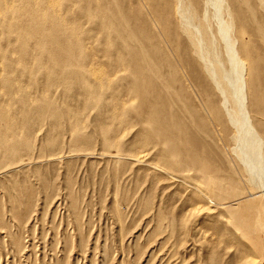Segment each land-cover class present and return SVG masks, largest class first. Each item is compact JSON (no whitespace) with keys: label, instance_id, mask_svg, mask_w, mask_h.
Listing matches in <instances>:
<instances>
[{"label":"rangeland","instance_id":"rangeland-1","mask_svg":"<svg viewBox=\"0 0 264 264\" xmlns=\"http://www.w3.org/2000/svg\"><path fill=\"white\" fill-rule=\"evenodd\" d=\"M83 1L58 0L67 8L59 19L48 0H0V264H264L263 194L247 183L233 143L214 141L226 117L211 119L194 81L165 80L186 65L177 75L162 64L170 105L155 131L140 76L157 62L115 28L90 29L100 17ZM139 1L129 4L147 12ZM252 5L263 28L245 40L264 73V8ZM168 36L159 49L171 58L183 42ZM95 62L107 78L90 74ZM246 99L264 142V112Z\"/></svg>","mask_w":264,"mask_h":264},{"label":"bare ground","instance_id":"bare-ground-1","mask_svg":"<svg viewBox=\"0 0 264 264\" xmlns=\"http://www.w3.org/2000/svg\"><path fill=\"white\" fill-rule=\"evenodd\" d=\"M48 1L50 3L51 10L54 11L53 14L58 15V17L60 16L64 18V13L67 8L65 6H63L62 8L59 7L58 0ZM144 1L145 4H143V6L146 9H149L147 10V12L142 10V13L138 9V6L136 9L132 8V5L129 4L130 0H118L116 6L109 7L107 9L105 8L106 0H86L83 1V3L86 2L89 6L93 5V8H96H94L96 14L100 17L97 21H95V26L91 27L90 29L93 28L94 31H100L101 29L111 30L115 28L118 31L116 33L125 34L123 36L124 41H135L141 46L142 50L148 49L150 51V54L153 56L152 59L157 62V65L151 64L149 62L150 73L147 71L148 69L146 70L148 66L144 65L142 69L145 71L143 72L142 70V76H140V78L142 77V80L146 79L147 77V80H143L142 82L144 83L142 89L144 95L143 102L145 103L146 101L145 105L147 104L146 108L149 110V115L151 112L154 116L155 131L159 132L162 130V122L166 118V112L163 113L162 107L164 106V110L166 111V109L168 108L166 107V105H170L166 103V98H168V92L166 91V83L163 82V77L166 78V70L164 71V69L166 68L169 74L173 72L177 73L178 68L175 67V65L178 64L180 67L186 65V67H188V71L185 72L184 69L183 71L178 70L183 73H177V75L179 74L177 77L174 76L175 78L165 80L170 85H172L173 88L175 86L183 87V83L186 84V81H194L196 83V86L201 91V97L203 102L207 104V109L211 112L208 113H210V115H214L211 119L214 120V117H216V115L226 117L225 122L222 121L224 119H219L220 121L215 124L216 130L214 132L216 133L213 134V137L216 140L214 141H218L220 143L229 142L230 146L231 143H233V153L237 154L248 175L247 183H250L251 186H254V191L258 190V193L263 194L262 197L264 198V152L262 149V145L264 142L262 140V137L259 135L257 129V127L259 128V126H262V119L257 117L253 123L251 121L252 119H250L249 114L247 112L246 104L247 97L248 101H250V105L252 106V108L258 109V114H262L264 112V100L262 98L259 99V96H264V82H262V79H264V73H262L263 71L260 68L261 65L258 63L255 64V60L252 58V44L250 42L253 43L254 41L252 39H250L252 40L250 41L249 36V42L248 40H245L246 35H249L254 30L258 32V28H263L262 24L253 23L256 17V13L250 11V8L253 6L252 2L254 4L258 3L261 8H264V0ZM139 2L142 3V0ZM22 7L29 8V5L27 6L23 3L21 8ZM211 7H214V12H212L213 9ZM35 8L39 9L41 7L38 4H35ZM42 8H44L43 5ZM93 14H95V12ZM93 20L95 19H92V22H94ZM213 21L216 22L217 26L216 24H213ZM214 25L216 26V28ZM235 31L237 32V34H234ZM79 35H81L80 32ZM168 35L173 37L172 41L175 40L176 44L181 41L183 42V47L181 48V51L176 56L173 53L174 58L173 56L171 58L165 57L164 55H162L161 49H159L161 46L160 44L163 42L161 39H164V37L166 38ZM159 36L164 37L160 38ZM260 38L261 42L264 43V34ZM112 42H110V45ZM118 46L119 44H117V47ZM120 46L123 45L120 44ZM130 50L134 51L132 47ZM223 54L226 55V59L222 58ZM247 57L250 58V62L248 64L246 63L245 59ZM162 64L166 66H163L164 69L160 67ZM186 67L184 66V68ZM169 70L172 71L170 72ZM154 73L157 74L156 81L160 83V86H157V83L155 84V81L151 77V75L155 76L153 75ZM90 74L93 77L97 78L98 81L99 78H107V70H104L103 66L100 65V63L96 62L90 66ZM181 90L182 89H180V91ZM138 91L142 92L139 89ZM185 91L183 90L182 92ZM186 94L187 93H185L184 96L185 101L190 103L192 100L188 96V94ZM120 103H122V105L119 107H121V109L125 112V110H127L126 104L124 102H121V100ZM189 107L191 109V106ZM202 109L204 110V108ZM193 110H191V112H193ZM115 112L117 111L115 110ZM146 113H148V111H146ZM116 114L117 113H115V115ZM119 114L121 115V113ZM179 114L176 113V115ZM123 115L124 113L122 112V116ZM176 115H174L173 120H176ZM193 116L194 115H192V117ZM196 116L197 115H195V118ZM199 116L201 115L198 114V117ZM200 119L201 118L199 117L198 120L200 121ZM226 119L228 121H226ZM186 120L189 121V119ZM186 122L184 123L186 124ZM190 122H188L189 125H191ZM184 123L183 125H185ZM195 124H198V122H196ZM196 126L200 127L199 124ZM181 127L180 132L182 133V128L185 127ZM190 127L191 126H189L188 129ZM195 128L197 129V127ZM188 129H183V132L190 131ZM193 133L195 134L196 131ZM189 140L188 138H186V140L184 139L182 142L183 146L189 147ZM199 142L200 141H198V143ZM215 143L216 142H214V144ZM207 146L208 145H206V147ZM211 152L212 151H210V153ZM226 154H228V152H225V155ZM143 158L144 156L140 157L141 160ZM211 158H214V156H212ZM214 160L215 159H210L211 162H213ZM252 194L251 197H254V195ZM244 249L245 250L243 251H245L246 253L249 252L247 251L248 248L245 247ZM253 258L238 257L237 259L239 260L240 264H261L257 259L255 260Z\"/></svg>","mask_w":264,"mask_h":264}]
</instances>
